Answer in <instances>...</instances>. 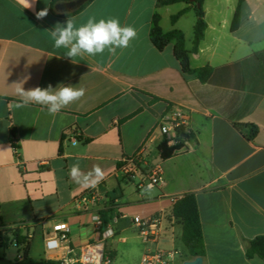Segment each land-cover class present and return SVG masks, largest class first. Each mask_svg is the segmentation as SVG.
Segmentation results:
<instances>
[{"label":"crops","instance_id":"obj_1","mask_svg":"<svg viewBox=\"0 0 264 264\" xmlns=\"http://www.w3.org/2000/svg\"><path fill=\"white\" fill-rule=\"evenodd\" d=\"M52 1L36 0L35 11L48 8L47 17L38 20L19 0H0V175H12L10 186L23 191L27 204L25 214L17 211L9 220L4 219L0 204V247L12 235L8 230L17 227L26 237L23 246H28L29 256L40 237L44 256L35 259L60 261L68 247L78 249L100 238L93 216L105 212L108 222L114 215L122 217L114 225L115 236L105 245L114 255L112 264H140L143 254L156 246L179 252V242L185 249L184 264L195 257L182 242V223L172 209L178 198L194 193L205 242L202 264H264L260 257L246 255L249 241L264 236V25L250 20L258 8L264 10L263 4L258 0L250 6L244 0L240 25L233 31L238 0H203L207 28L198 52L190 55L193 68L213 69L203 83L182 70L174 43L159 51L149 35L158 12L161 28L181 30L191 50L196 15L186 19L190 36L183 28L190 10L165 28L171 5L158 7L157 0H93L72 16L51 12ZM70 1L58 2L56 12L73 11L58 8ZM186 6L182 3L177 11ZM89 16L118 18L122 25L134 26L138 36L115 56L106 51L72 61L64 56L66 49L53 47L48 30L67 18L83 23ZM25 77V90L71 85L85 88L86 94L56 116L37 104L16 108L15 84ZM175 105L188 112V136L182 150L161 159L160 119ZM244 123L257 126L253 140L245 135L247 127L237 126ZM12 129L17 152L11 143ZM139 151L144 162L130 178L123 170L125 159ZM76 163L84 172L99 165L105 179L96 187H80L69 176ZM155 165L163 169V182L148 188ZM49 175H67L66 191L48 185ZM92 191L99 200L87 205L77 202ZM155 215L162 218L161 237L158 243L145 242L131 219ZM57 222L69 225V242L48 251L44 234Z\"/></svg>","mask_w":264,"mask_h":264},{"label":"trees","instance_id":"obj_2","mask_svg":"<svg viewBox=\"0 0 264 264\" xmlns=\"http://www.w3.org/2000/svg\"><path fill=\"white\" fill-rule=\"evenodd\" d=\"M62 0H53L51 2V12L61 15V16H72L80 11H82L87 5H89L93 0H87L85 3L77 7L68 13H57L56 5ZM244 0H238V5L232 20L231 30H237L241 21V6ZM176 3H186L187 6L177 13L171 15L170 20L172 24H175L181 16L188 12L191 8L194 9L196 14V22L193 29V45L192 49L188 50L185 43V35L181 30L173 29L165 32L160 26L161 15L155 12L153 15L152 26L150 29V40L153 45L162 51L169 43H174V55L179 60L182 70L187 73H193L197 78L205 83L211 78L213 69L210 66H203L198 68H193L191 66L190 55L197 53L201 41L205 36V30L207 28V23L204 17L203 10V0H195L191 2L190 0H157V6L163 7ZM199 4V6H198ZM241 130V126L247 127L248 131L246 136L248 139L253 140L258 132L256 125L251 123L237 124ZM188 136L187 133L179 131V139L175 145H168V141L164 138L162 142L158 145L157 150L161 159H167L175 155L177 152L185 147L184 140ZM11 143L14 150L18 151V145L16 144V131L11 130ZM62 152V145L59 146V153ZM172 215L179 219L182 223V242L187 248L189 255L192 257H203L205 256V242L202 232L201 220L199 215V208L197 204V199L194 193H187L180 198H178L172 209ZM102 218L104 224L108 223V218L106 213H102ZM21 230L14 231V238L17 240L19 245L25 244L26 237L21 236ZM6 244V243H5ZM5 244H1L3 247ZM109 250H107L108 253ZM246 255L248 258H254L255 256L260 257L264 260V236H257L249 241ZM113 257V253H110ZM16 264H62L60 261L52 259H35L28 254V246L23 257L16 260Z\"/></svg>","mask_w":264,"mask_h":264},{"label":"clouds","instance_id":"obj_3","mask_svg":"<svg viewBox=\"0 0 264 264\" xmlns=\"http://www.w3.org/2000/svg\"><path fill=\"white\" fill-rule=\"evenodd\" d=\"M264 2V0H262ZM23 9H30L35 12L38 20H43L48 15V8L35 11L36 0H19ZM250 20L256 25H264V10L260 8L250 15ZM53 47L66 49L64 56L72 61L77 57H96L103 55L106 51L115 56L117 50H123L130 46L131 42L138 36L137 29L131 25H122L118 18H100L89 16L83 23H78L77 18H67L64 23L57 22L53 29L48 30ZM28 77L15 84V94L19 97L16 108L27 107L37 104L47 109L51 116H56L62 109L80 100L86 94V89L71 85H58L53 88L35 87L25 90L23 84ZM69 176L74 183L87 189L96 187L106 177L105 171L94 165L87 172L81 170L79 163L73 164L69 170ZM150 187V186H149Z\"/></svg>","mask_w":264,"mask_h":264},{"label":"built area","instance_id":"obj_4","mask_svg":"<svg viewBox=\"0 0 264 264\" xmlns=\"http://www.w3.org/2000/svg\"><path fill=\"white\" fill-rule=\"evenodd\" d=\"M188 125V112L185 108L175 105L161 116L159 129L168 141V145H175L179 139V131L187 133ZM143 162V152L139 151L125 159L124 173L130 178H135L141 171ZM162 182L163 169L160 165H155L148 175L146 186L153 188ZM99 199V195L92 191L80 196L77 202L80 205H87L90 201ZM120 218H122L120 215H114L107 224H104L101 214L99 212L95 214L93 216V225L100 233V238L78 249L68 247L66 254L60 258V262L62 264H112V257L107 253L105 245L108 239L115 236L114 225L118 223ZM131 222L135 226L139 238L145 242L158 243L162 234L161 216L155 215L149 218L133 217ZM69 233L70 227L67 223H53L51 230L44 234L45 248L48 251L61 249L64 243L69 242ZM14 242L15 245L19 246L17 240H14ZM178 253L176 249L156 246L143 254L140 264H174Z\"/></svg>","mask_w":264,"mask_h":264},{"label":"rangeland","instance_id":"obj_5","mask_svg":"<svg viewBox=\"0 0 264 264\" xmlns=\"http://www.w3.org/2000/svg\"><path fill=\"white\" fill-rule=\"evenodd\" d=\"M258 0H248V4L250 6H253L255 4H258L257 2ZM261 4H263L264 6V2H262V0H259ZM182 3H176L173 4L171 6H169V9L171 11V14L168 16H165L164 21H163V25L165 26V28H170V26H172L170 17L171 15L177 13L178 9L181 7ZM255 9H257V6L255 7ZM195 11L193 8L190 9V11L188 12V14L185 16L184 18V22H183V28L188 32V36H190L191 34V25L186 23V19H189L195 16ZM189 37L187 38V44L189 45V41H188ZM48 185L53 184V185H58V187L60 188V192L64 189L66 191V189L68 188V183H67V175H49L46 179ZM12 182V175H0V185L2 186V200L0 202L1 206H2V210H3V216L5 220H9L10 216L12 214H16V212L18 211L19 214H25L27 212V204L24 201V194L22 190H19L17 188H12L11 185ZM18 228L17 227H13L11 228V230H8V233L12 234L9 236L8 241H6V244L3 247H0V256L1 257H5L11 261H15L17 259H20L21 257L24 256L25 252H26V247L25 246H17L15 245L14 242V231H17ZM177 247L179 248V253L177 255V257L175 258V264H182L181 263V258L184 256L185 254V249L182 245L181 242L178 243ZM42 239L40 237H38L35 241H34V247L33 249H31L30 251V256L34 257V258H40L41 256H44L42 253Z\"/></svg>","mask_w":264,"mask_h":264},{"label":"water","instance_id":"obj_6","mask_svg":"<svg viewBox=\"0 0 264 264\" xmlns=\"http://www.w3.org/2000/svg\"><path fill=\"white\" fill-rule=\"evenodd\" d=\"M87 0H73L70 2H65V3H61L58 5V8L60 10H64V11H69L72 9H75L77 7H79L80 5H82L83 3H85ZM191 2H195V0H190ZM199 6V4H198ZM202 257H196L193 260L190 261H186L184 264H202ZM0 264H16L15 261H11L5 257H0Z\"/></svg>","mask_w":264,"mask_h":264}]
</instances>
